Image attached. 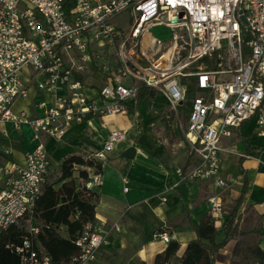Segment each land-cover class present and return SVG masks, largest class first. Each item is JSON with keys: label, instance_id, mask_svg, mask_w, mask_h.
I'll return each mask as SVG.
<instances>
[{"label": "built area", "instance_id": "1", "mask_svg": "<svg viewBox=\"0 0 264 264\" xmlns=\"http://www.w3.org/2000/svg\"><path fill=\"white\" fill-rule=\"evenodd\" d=\"M65 2L0 0V137L4 124L19 128L28 122L39 141L24 153L23 165L8 159V150L0 153V233L25 222L21 244L10 245L19 264H50L32 240L39 231L33 213L50 168L41 135L59 140L72 121L88 113L127 112L145 87L166 95L164 116L175 121L196 157L194 165L176 169L181 181L214 178L226 187L219 174L222 139L249 120L264 139V0H72L69 14ZM122 12L128 14L124 27L110 21ZM160 25L171 31L168 39L148 31ZM87 74L99 79L95 98L86 94ZM28 77L53 98L49 106L38 104L42 112L31 121L13 110L28 95ZM191 86L196 93L188 98ZM187 101L183 121L179 105ZM125 138L126 131H111L88 157L105 159ZM82 182L83 189L93 190L101 184L100 171ZM208 202L217 228L221 198ZM154 236L171 240L165 233ZM75 244V264L93 261L108 244V230L88 222Z\"/></svg>", "mask_w": 264, "mask_h": 264}, {"label": "crops", "instance_id": "2", "mask_svg": "<svg viewBox=\"0 0 264 264\" xmlns=\"http://www.w3.org/2000/svg\"><path fill=\"white\" fill-rule=\"evenodd\" d=\"M28 81V95L17 99L13 110L25 112L27 120L31 121L42 112L38 104L49 106L53 98L38 89L34 79L28 77ZM84 83L86 94L95 98L96 88L100 85L98 77L87 74ZM142 102H146L145 106H141ZM166 109V95L156 92L151 98L131 102L124 113H88L82 121H72L59 140L41 135L50 160L47 181L51 182L52 170L56 168L59 175L58 165L65 155L81 151L87 157L103 147L111 131H126V138L99 161L101 184L93 189L98 194L94 221L108 230V244L97 250L95 260L82 264H153L155 255L167 246L161 238L154 236L162 233L179 243V250L174 255L176 259L173 256L169 264H180L186 244L195 238V226L203 214L210 211L208 198L217 195L227 202L235 200L240 194L244 174L247 188L238 210L239 224L261 231L259 245L264 248V139L256 134L254 121L243 123L234 134L222 139L219 174L229 183L222 188L215 184L214 178L179 179L176 169H186L197 160L195 156H189L180 143L170 142L169 136L180 135L175 121L164 116ZM148 111L151 115L146 116ZM3 131L0 153L8 150L7 158L23 165L24 153L39 143L33 138L30 124L23 123L15 128L6 123ZM128 147L135 148L134 156H120ZM246 147L251 149V154L240 156ZM239 158H242L241 163ZM87 170L88 177L95 172L94 168ZM231 178L235 180L231 182ZM174 182H178L177 186L171 187ZM235 185L236 190L233 189ZM113 224H117L118 229L111 228ZM220 225L219 220L217 229ZM221 237L218 231L217 239ZM233 244L234 241H230L216 256L222 253L228 256ZM225 263L227 257L215 261V264Z\"/></svg>", "mask_w": 264, "mask_h": 264}, {"label": "trees", "instance_id": "3", "mask_svg": "<svg viewBox=\"0 0 264 264\" xmlns=\"http://www.w3.org/2000/svg\"><path fill=\"white\" fill-rule=\"evenodd\" d=\"M65 4L69 14L73 6L72 0H66ZM195 93L191 86L188 98ZM153 95L152 90L141 87L137 100L151 98ZM188 107L189 101L185 105H179V115L183 121L187 119ZM245 153L251 154V149L246 147ZM241 161L242 158H239L240 163ZM89 168L101 171L102 165L99 161L86 157L81 151L65 155L58 165L57 180L46 181L42 187L33 213V222L39 227V231L32 240L36 249L50 258V264H75L73 258L80 254L75 241L82 233L84 224L94 221L98 194L95 190L83 189L82 183L76 184L77 179L88 180ZM76 171L77 176H74ZM55 184H59L57 188ZM246 188L247 178L244 174L240 194L230 202L218 229L210 211L203 214L199 224L195 226V238L186 244L181 254L180 264H215L216 255L230 241H234V244L225 264H264V248L259 245L262 232L238 224V210ZM24 228L23 221L0 233V264H19V255L10 245L21 244L26 234ZM218 231L222 235L219 240ZM179 247L177 241L170 240L165 249L155 255L153 264H169Z\"/></svg>", "mask_w": 264, "mask_h": 264}, {"label": "rangeland", "instance_id": "4", "mask_svg": "<svg viewBox=\"0 0 264 264\" xmlns=\"http://www.w3.org/2000/svg\"><path fill=\"white\" fill-rule=\"evenodd\" d=\"M127 15H128L127 12H122L121 14L112 17L110 19V21L113 24L117 25V26H121V27L127 26V22H126ZM148 31L151 32L152 35H154L155 37H158V38H160L162 40L168 39L171 36V31L165 25H160V26H156V27L149 28ZM145 104H146V102H142L141 103V106H145ZM148 113H149V111H148ZM148 113H146V116L151 115L150 113L149 114ZM168 138H169L170 142H172V143L173 142L180 143L181 144V147H183L184 149H186L188 151L187 153H189V156H195L193 153L189 152V149L187 148L186 142L184 141V139L182 138V136H180V137H175V136L171 137V136H169ZM173 144H175V143H173ZM50 172H51V169H50ZM52 172H51L52 175H51L50 179H51V182H55L57 180V178H58L57 169L54 168V170H52ZM231 179H232L231 182L235 180L233 178H231ZM79 181L80 182H78V179H77L76 184L77 183L78 184L79 183H82V180L81 179ZM58 185L59 184H55V187L57 188ZM222 188H225V187H222ZM233 189L236 190V185L234 186ZM230 202H227L225 200H223V201L221 200V210L222 211H221V214L219 216V220L221 221V223L223 221V218H224L226 212L228 211V206H229V204H231ZM240 219H241V217H240V214H239L238 224H239ZM244 227H245V224H244ZM227 251H229V250H227ZM225 257H227V256H224V254L222 253L221 255L216 256V259H218V260L221 261ZM173 259H176V257L174 256ZM86 262H90V261H86ZM82 263H84V262H82ZM82 263H80V264H82Z\"/></svg>", "mask_w": 264, "mask_h": 264}, {"label": "water", "instance_id": "5", "mask_svg": "<svg viewBox=\"0 0 264 264\" xmlns=\"http://www.w3.org/2000/svg\"><path fill=\"white\" fill-rule=\"evenodd\" d=\"M242 20H244V18L242 17ZM136 150L134 147H128L127 149H125L120 156L122 157H126V158H132L135 154Z\"/></svg>", "mask_w": 264, "mask_h": 264}]
</instances>
